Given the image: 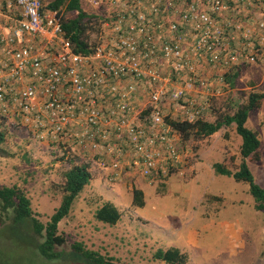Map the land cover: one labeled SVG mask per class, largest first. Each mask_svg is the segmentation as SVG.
<instances>
[{"label":"built area","instance_id":"obj_1","mask_svg":"<svg viewBox=\"0 0 264 264\" xmlns=\"http://www.w3.org/2000/svg\"><path fill=\"white\" fill-rule=\"evenodd\" d=\"M81 1L109 12L87 53L58 9L0 0V116L110 181L180 172L187 150L166 117L207 114L224 74L263 57L264 0Z\"/></svg>","mask_w":264,"mask_h":264},{"label":"rangeland","instance_id":"obj_2","mask_svg":"<svg viewBox=\"0 0 264 264\" xmlns=\"http://www.w3.org/2000/svg\"><path fill=\"white\" fill-rule=\"evenodd\" d=\"M42 1L47 4L52 0ZM80 3L87 14L96 16L85 19L86 38L95 43L104 27V17L109 12L104 8L89 7L83 1ZM62 14L65 19L74 18L76 11L66 12L62 9ZM254 64L253 70L249 66H244L248 69L247 72L236 78L234 86L228 93L224 92L219 97L212 98V109L204 114V119L215 121L223 114L233 113L240 104L246 102L250 92H264V60L259 59L258 63ZM258 110L260 111L257 114ZM248 115L246 125L249 128L255 126L254 128L259 132L260 145L259 150L247 158V163L255 182L262 186L264 182V99ZM170 117L177 118L175 114H170ZM0 131L5 135L0 145V186L16 185L22 189L30 199L35 217L42 223L48 221L61 202L64 194V174L68 168L74 163H83L88 165L91 173L90 181L74 199L68 215L58 223V233L65 237V243L57 247V250L63 253L62 256L54 260L45 259L36 248L41 238L33 235L30 228L24 230L19 225L5 226L4 231L0 232V264H91L83 257L76 256L71 248L73 242H80L85 248L96 251L105 258H112L113 262L120 264H168L153 258V253L158 249L156 247L162 244V239L155 232L156 225L152 224H161L163 221L150 208L154 196H157L155 201H158L157 203L161 206H158L160 212H167L168 221L185 223L186 209L190 206L193 196L186 191V188L180 190L179 187L182 183L187 185L196 179L197 169L194 166L196 164L202 166L203 175L209 174L214 177L222 176L212 169L214 162H222L231 170H236L240 162L241 136L236 133L234 124L223 126L214 134L200 139L190 138L183 141L180 137L181 146L187 150L185 156L188 164L179 168L178 171L181 173L174 172L152 183L145 181L137 174L134 177L126 175L116 181H110L105 170L96 163H86L85 157L80 156L78 151L74 152V149L69 146L64 148L41 143L13 120L1 116ZM175 173L179 175H174ZM171 175L174 176L170 177ZM220 178L224 181L212 183L213 187H228L225 189L229 190L230 185L235 184V179L231 176ZM202 181L203 179L200 180L201 183ZM242 184L240 217L243 223L235 227L230 226L226 224L229 221L225 218L231 219V217L223 214V218L219 221L218 240L215 241L213 237L214 241L202 240V244L199 243L197 248H188L187 264H264L262 255L264 211L255 209L248 183L242 181ZM205 186L206 182L202 187ZM135 188L142 190L143 199L147 198V205L144 208L132 203V190ZM176 188L180 190L178 195L173 196L168 192ZM203 198L197 205L199 210L203 207L206 209V205L212 201L210 196ZM106 201L114 202L113 204L121 213L120 221L112 226L94 218L96 208ZM147 210L151 214L146 212ZM158 218L161 220L157 221ZM4 223L12 224L11 218L5 216ZM167 223L169 230L170 222ZM21 232L24 237H17ZM255 243L258 247L256 257L253 256ZM203 245L208 248H203ZM161 247L163 249L165 246ZM233 250L250 257L233 263L236 260V257L231 258L230 251Z\"/></svg>","mask_w":264,"mask_h":264},{"label":"trees","instance_id":"obj_3","mask_svg":"<svg viewBox=\"0 0 264 264\" xmlns=\"http://www.w3.org/2000/svg\"><path fill=\"white\" fill-rule=\"evenodd\" d=\"M80 0H52L46 6L51 9H62L67 11H76L74 18L65 19L62 14V28L66 36L76 45L78 52L87 53L90 51L85 35L86 18L93 15L87 14L80 6ZM240 74L237 68L233 72L224 74V79L233 87L235 80ZM264 98V92H250L246 102L240 104L233 113H227L219 116L215 121H207L204 115H200L192 121L170 119L166 121L173 129L180 134L181 139L190 138L200 139L208 137L217 132L223 126L235 125V131L241 136L240 144V162L236 170H231L222 162H214L212 167L214 171L221 175L231 176L236 181H245L248 183V189L254 199L256 210L264 211V183L262 186L255 182L254 176L250 171L247 158L255 154L259 148L260 141L256 131L246 125L247 117L250 111L257 108L260 101ZM4 133L0 131V145L4 141ZM181 146L182 143L179 142ZM87 164H72L65 172L64 194L59 206L50 215L48 221L42 223L35 217L30 205V199L24 191L13 186H0V232L4 231L5 226H17L27 230L30 228L33 235L41 238L36 244L39 254L47 260H54L62 256V252L57 247L65 243V237L58 233V223L68 215L74 199L90 181L91 173ZM132 203L136 206H143V192L140 189L132 190ZM10 217L12 224H5L4 217ZM94 218L110 226L115 225L121 218L118 208L111 202L106 201L97 207L94 212ZM11 223V222H10ZM27 233H29L27 231ZM28 235V234H27ZM24 237L22 232L17 237ZM71 248L76 256H81L91 262V264H120L113 262L112 258H105L96 251L85 248L80 242H73ZM264 256V252H262ZM153 258L164 261L168 264H186L187 254L176 247L167 249L158 248L153 253ZM127 264V263H121Z\"/></svg>","mask_w":264,"mask_h":264},{"label":"crops","instance_id":"obj_4","mask_svg":"<svg viewBox=\"0 0 264 264\" xmlns=\"http://www.w3.org/2000/svg\"><path fill=\"white\" fill-rule=\"evenodd\" d=\"M260 60L263 61L264 58L261 57ZM254 63L256 62L250 63V65L246 64V66H249V68L253 70V67L255 66ZM257 63H258V60H257ZM244 66L239 68L240 74L238 75V77H240V75L245 74L247 72L248 69H245ZM259 111L260 110H258L256 113L258 114ZM248 119H249V115L247 117L246 124L248 123ZM254 127L252 126L250 128L256 131L258 134L259 132ZM239 142L241 144L240 140ZM194 168L197 169V172L195 173L196 179L187 185H184V183H182L181 187H179L180 190L181 188H186V191H189L191 193L190 195L193 196L190 206H188V208L186 209V214H185L186 222L185 223L183 221L181 223L180 222L176 223L175 221H168L166 217L167 212H163L162 210H161L162 212H160L159 207L161 206L157 203L158 201H155L157 196H154L153 198L154 201L150 203V208L152 212L156 214L157 217H161L163 219L161 224H157V223L152 224V225H156L155 232L158 235V237L161 238L163 241V242L161 241L162 244H159L156 247V249L162 248L161 246L164 245L165 247L163 249H167L169 247H176L180 251L187 254L188 248H197L199 243L202 244V240L204 241H207L210 239L213 240L212 238L214 237V240L217 241L218 237H220L219 221H220V218H223V214H226L227 216L231 217V219L225 218L226 220L229 221L226 224L230 226L235 227V225H239L243 223L241 220L242 218L240 217L241 216V205H242L240 189L241 188L243 189V186H241L243 185L242 181L234 180L235 184H233V186L230 185L229 190L225 189L228 187H222V186L213 187L214 183H217V182L221 183V181H224L220 177H226V175L214 176V177L210 176L209 174L203 175L202 173L203 171H201V169L203 168L202 166H198V164H196ZM176 174L178 173H175L174 175ZM174 175H171L170 177ZM202 179L203 181L201 183L200 180ZM205 182H206V186L202 187L204 186ZM180 190L176 188V190L171 189L168 192L171 195L176 196L179 194ZM206 196H210L212 198V201L206 205L207 207L206 209H204L203 207V209L199 210V206L197 205H199L200 202H202V200L204 199L203 197H206ZM146 199L147 198L145 197L142 208H144L147 205ZM158 208H159V211L157 210ZM146 212H149V211L147 210ZM149 213L151 214V212ZM160 220L161 219L159 218L157 219V221H160ZM167 222H170L169 230L167 229V225H166L168 224ZM253 246H254L253 256L256 257L258 247H256V243ZM203 248H208V247L206 245H203ZM230 254H231V258L236 257V260L233 261V263H236V261H240V260L243 261L245 258L250 257V255H241L238 251H235V250L230 251ZM188 260H189V257L187 255V262ZM193 264H200V263H193Z\"/></svg>","mask_w":264,"mask_h":264}]
</instances>
